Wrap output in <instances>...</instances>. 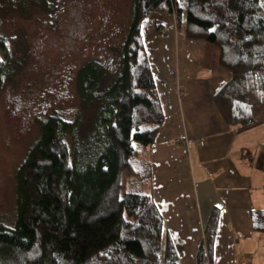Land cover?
I'll return each instance as SVG.
<instances>
[{
  "label": "trees",
  "instance_id": "trees-1",
  "mask_svg": "<svg viewBox=\"0 0 264 264\" xmlns=\"http://www.w3.org/2000/svg\"><path fill=\"white\" fill-rule=\"evenodd\" d=\"M153 13L173 15L186 39L219 48L232 78L214 104L229 128L264 121V0H132L118 67L89 60L77 72L81 106L93 112L85 140L83 114L40 121L39 138L17 171L16 222L0 224V264H180L164 216L140 190L151 179L141 151L164 124L142 35ZM0 53L1 88L9 58L1 35ZM124 172L133 181L122 196ZM219 217L215 208L197 264H210Z\"/></svg>",
  "mask_w": 264,
  "mask_h": 264
},
{
  "label": "crops",
  "instance_id": "crops-1",
  "mask_svg": "<svg viewBox=\"0 0 264 264\" xmlns=\"http://www.w3.org/2000/svg\"><path fill=\"white\" fill-rule=\"evenodd\" d=\"M157 14L144 21L142 35L164 124L141 151L151 169L145 193L164 216L180 264H197L215 208L220 217L210 264H264V174L256 166L260 159L264 164V121L229 128L214 104L232 78L220 65V50L179 36L173 15L151 21Z\"/></svg>",
  "mask_w": 264,
  "mask_h": 264
},
{
  "label": "rangeland",
  "instance_id": "rangeland-1",
  "mask_svg": "<svg viewBox=\"0 0 264 264\" xmlns=\"http://www.w3.org/2000/svg\"><path fill=\"white\" fill-rule=\"evenodd\" d=\"M131 15L132 0H0V35L9 53L0 88V224L16 222L17 171L39 138L41 120L57 115L71 121L83 114L80 140H85L93 112L81 106L77 72L89 60L118 67L117 49ZM163 15L171 19L160 13L151 21H163ZM151 35H144L146 44ZM256 166L264 174L261 159ZM132 181L124 172L122 196ZM144 187L140 190L148 192Z\"/></svg>",
  "mask_w": 264,
  "mask_h": 264
}]
</instances>
